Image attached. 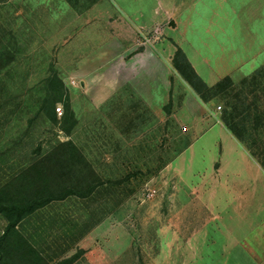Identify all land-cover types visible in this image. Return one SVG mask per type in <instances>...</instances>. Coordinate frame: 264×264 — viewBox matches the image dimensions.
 Segmentation results:
<instances>
[{
  "label": "rangeland",
  "instance_id": "rangeland-1",
  "mask_svg": "<svg viewBox=\"0 0 264 264\" xmlns=\"http://www.w3.org/2000/svg\"><path fill=\"white\" fill-rule=\"evenodd\" d=\"M118 2L0 0V205L35 194L52 199L13 227L0 214V262L235 264L220 261V245L202 252L197 245L214 210L205 201L216 190L218 139L221 130L230 134L223 116L232 105L234 139L264 167V63L220 76L217 60L208 59L212 71H202L171 42L173 19L160 9L136 32L150 47L172 49L162 53L159 75L139 84L115 80L104 54L112 37L106 31L114 19L128 22L104 9ZM254 2L251 17L240 13L241 31L264 20V0ZM151 4L138 0L144 10ZM177 49L185 59H174ZM224 79L226 88L213 92ZM232 159L226 150L224 172ZM68 188L77 196L63 197ZM221 196L222 189L214 201ZM238 206L241 218L256 214L251 232L264 224V200Z\"/></svg>",
  "mask_w": 264,
  "mask_h": 264
},
{
  "label": "crops",
  "instance_id": "crops-1",
  "mask_svg": "<svg viewBox=\"0 0 264 264\" xmlns=\"http://www.w3.org/2000/svg\"><path fill=\"white\" fill-rule=\"evenodd\" d=\"M128 1L133 3L128 6L124 0H119L118 4L122 10L118 9L119 6L116 4L114 6L117 9L111 5L104 9L107 16H115L119 11L128 22L124 25L114 19L115 23L106 31L111 32L112 37L107 41L108 47L104 54L109 59L108 69L110 68L115 80L121 77L123 83L139 84L140 79L149 77L150 80L156 74L159 75L162 53L169 56L172 49L165 54L160 44L150 47L136 32L140 26L155 22L160 9L167 11L169 17L173 19L174 27L170 28L169 32L171 42L183 51L188 60L199 61L202 71L203 68L212 71L213 65H206L208 59L217 60L215 65L220 69L217 73L220 76L231 75L236 71L243 73L245 68L250 70L252 66L257 67L264 63V30L261 28L264 26V20L251 21L248 25L245 24L247 28H243L242 31L239 21L240 13L250 12L249 15H245L249 18L252 12L256 11L254 0H151L152 4L148 5L147 10H144L143 6H138V0ZM103 7L102 3L95 4L88 13ZM224 17L230 22H226ZM107 19L110 20V17ZM112 86L113 89L116 88L115 83ZM221 135L222 140L218 139L220 146L215 174L216 190L209 192L210 197L204 196L207 199L205 202L214 210H209L210 214H207L206 231H202L197 249L202 252L204 247L218 244L220 245L218 250L222 252L221 262L264 264V239H247L255 231L263 236L264 224L261 223L251 232L248 227L257 218L256 214L241 218L240 214L235 212L239 209L238 204L264 200L259 198L264 194V178L261 181L253 178L264 177V167L256 163L249 151L239 145L227 131L221 130ZM222 141L230 145L223 148ZM226 150L233 158V164H230L232 170L229 173L224 172L230 167L224 165L223 156ZM220 188L227 196H221V200L217 198V201H214L215 194H218ZM223 202L225 206L229 204L224 210L220 205ZM254 224L257 226L256 222ZM259 226H263L262 229H259ZM208 229L214 235H221L222 240L213 239V235L208 236ZM241 235L247 237L241 240L238 237Z\"/></svg>",
  "mask_w": 264,
  "mask_h": 264
},
{
  "label": "trees",
  "instance_id": "trees-1",
  "mask_svg": "<svg viewBox=\"0 0 264 264\" xmlns=\"http://www.w3.org/2000/svg\"><path fill=\"white\" fill-rule=\"evenodd\" d=\"M185 59L183 54L179 49L176 50L174 54V59ZM187 68L190 69V66L187 64ZM174 68L177 70L178 66L174 62ZM191 70V69H190ZM191 74L194 79L198 80V77L191 71ZM200 82V80H199ZM224 82V83H223ZM229 82L228 79H224L218 83H216L211 89L215 93L222 92L226 87H224L225 83ZM232 112L226 113L223 116V125L225 128L230 132V134L235 137L236 139H239L238 133H237V124L234 122L236 119L238 112L236 110L235 106H231ZM67 146H72L71 144H66ZM252 155V154H250ZM67 191L64 192V196L69 195H76V192L73 188L66 189ZM51 193H48L50 195ZM35 194L32 196L31 200L24 202L23 204H10V205H0V214H2L8 221V227H13L20 219L24 218L25 216L31 214L35 210L43 207L44 205L48 204L49 201L52 199L49 196H44L40 194ZM52 195V194H51ZM8 262H0V264H6ZM17 264H44L43 262H17Z\"/></svg>",
  "mask_w": 264,
  "mask_h": 264
},
{
  "label": "built area",
  "instance_id": "built-area-1",
  "mask_svg": "<svg viewBox=\"0 0 264 264\" xmlns=\"http://www.w3.org/2000/svg\"><path fill=\"white\" fill-rule=\"evenodd\" d=\"M218 110H220V107H217Z\"/></svg>",
  "mask_w": 264,
  "mask_h": 264
}]
</instances>
